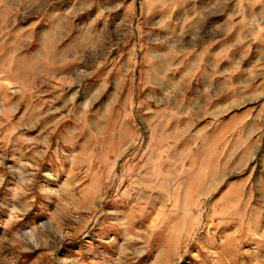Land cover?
<instances>
[{"label":"rangeland","instance_id":"374dc122","mask_svg":"<svg viewBox=\"0 0 264 264\" xmlns=\"http://www.w3.org/2000/svg\"><path fill=\"white\" fill-rule=\"evenodd\" d=\"M0 264H264V0H0Z\"/></svg>","mask_w":264,"mask_h":264}]
</instances>
